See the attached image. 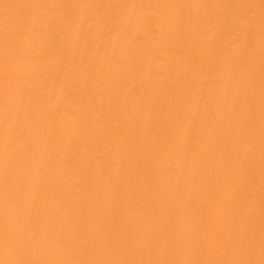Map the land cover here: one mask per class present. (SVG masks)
Instances as JSON below:
<instances>
[{
  "label": "bare ground",
  "instance_id": "6f19581e",
  "mask_svg": "<svg viewBox=\"0 0 264 264\" xmlns=\"http://www.w3.org/2000/svg\"><path fill=\"white\" fill-rule=\"evenodd\" d=\"M5 3L60 6L36 13L40 28L27 50L32 71L20 108L35 149L29 161L13 158L17 175L31 179L39 170L36 205L26 204L18 223L38 219L49 235L63 229L68 246L48 258H155L158 247L130 242L128 230L142 223L137 209L153 189L173 204L178 225L190 233L207 225L217 161L242 115L234 84L249 52L258 224L261 0H0V105L7 86L5 17L32 15ZM202 5H256L254 33L246 38L239 24L204 23L245 10L192 7ZM5 189L0 171V232ZM161 233L162 244L163 224ZM164 258L215 257L185 251ZM254 258L260 259L258 242Z\"/></svg>",
  "mask_w": 264,
  "mask_h": 264
},
{
  "label": "snow or ice",
  "instance_id": "6c2138e0",
  "mask_svg": "<svg viewBox=\"0 0 264 264\" xmlns=\"http://www.w3.org/2000/svg\"><path fill=\"white\" fill-rule=\"evenodd\" d=\"M4 8L18 10L31 9L32 15L25 18L5 17V76L3 104L0 105V121L3 124V164L2 171L6 186L4 192L3 229L0 232V264H264V0H261L259 15L260 59H261V97L259 110V222L257 224V202L253 188L255 173V149L253 142L256 131V113L252 106V86L250 65L253 53L240 61V77L234 88L240 93L242 115L235 125L229 127L227 136L229 147L217 161V187L212 193V210L208 223L197 233H190L186 226L178 225L173 204L156 189L142 208L137 209L142 223L128 226L130 242L142 246L158 255L150 259H85L48 258L67 247L61 232L51 235L39 227L38 219H29L27 224L18 223L26 204L36 205L35 180L39 170L32 174L17 175L13 158L29 161L35 144L31 136L24 135V124L28 116L21 115L20 108L26 96L25 86L32 71L27 50L35 43L40 22L36 14L41 9L60 7L53 4H3ZM172 7V6H164ZM180 7V6H175ZM192 7H226L242 9L234 17L206 19V24H239L245 37L254 33L256 5H202ZM11 65V67H9ZM30 168V165H29ZM29 198H31L29 200ZM80 193L78 200H83ZM168 232V238L161 240V226ZM259 246L260 259L254 258ZM87 242L77 249L81 255L86 253ZM185 251H204L215 258H164L169 252L179 257Z\"/></svg>",
  "mask_w": 264,
  "mask_h": 264
}]
</instances>
